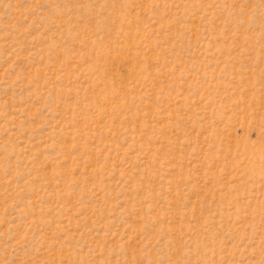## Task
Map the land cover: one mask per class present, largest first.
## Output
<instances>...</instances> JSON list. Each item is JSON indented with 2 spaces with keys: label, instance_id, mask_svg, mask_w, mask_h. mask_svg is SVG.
Masks as SVG:
<instances>
[{
  "label": "rangeland",
  "instance_id": "rangeland-1",
  "mask_svg": "<svg viewBox=\"0 0 264 264\" xmlns=\"http://www.w3.org/2000/svg\"><path fill=\"white\" fill-rule=\"evenodd\" d=\"M0 264H264V0H0Z\"/></svg>",
  "mask_w": 264,
  "mask_h": 264
}]
</instances>
